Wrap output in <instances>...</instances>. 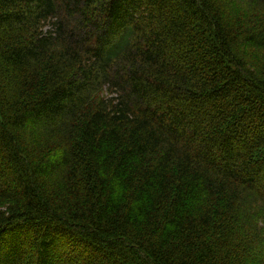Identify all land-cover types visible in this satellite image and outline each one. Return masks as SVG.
<instances>
[{"label": "trees", "instance_id": "1", "mask_svg": "<svg viewBox=\"0 0 264 264\" xmlns=\"http://www.w3.org/2000/svg\"><path fill=\"white\" fill-rule=\"evenodd\" d=\"M0 264H264V0H0Z\"/></svg>", "mask_w": 264, "mask_h": 264}]
</instances>
